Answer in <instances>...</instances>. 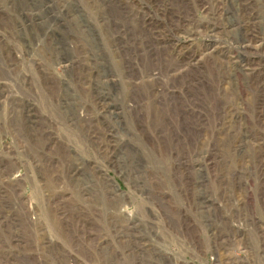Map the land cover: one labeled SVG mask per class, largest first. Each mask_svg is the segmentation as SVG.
Instances as JSON below:
<instances>
[{
    "label": "rangeland",
    "instance_id": "rangeland-1",
    "mask_svg": "<svg viewBox=\"0 0 264 264\" xmlns=\"http://www.w3.org/2000/svg\"><path fill=\"white\" fill-rule=\"evenodd\" d=\"M0 264H264V0H0Z\"/></svg>",
    "mask_w": 264,
    "mask_h": 264
}]
</instances>
